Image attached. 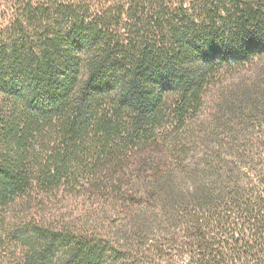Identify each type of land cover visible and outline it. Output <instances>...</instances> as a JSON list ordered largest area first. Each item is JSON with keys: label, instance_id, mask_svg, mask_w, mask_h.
<instances>
[{"label": "trees", "instance_id": "16d2710c", "mask_svg": "<svg viewBox=\"0 0 264 264\" xmlns=\"http://www.w3.org/2000/svg\"><path fill=\"white\" fill-rule=\"evenodd\" d=\"M201 1L0 0V227L19 264H264V136L194 120L264 57V0ZM130 154L124 241L6 225L20 201L118 184Z\"/></svg>", "mask_w": 264, "mask_h": 264}, {"label": "rangeland", "instance_id": "374dc122", "mask_svg": "<svg viewBox=\"0 0 264 264\" xmlns=\"http://www.w3.org/2000/svg\"><path fill=\"white\" fill-rule=\"evenodd\" d=\"M191 1L195 6L203 5L201 0L188 3L193 4ZM170 111L168 107V113ZM194 120L195 126L219 125L217 132H224V136L245 133L264 136V57L224 75L209 87ZM143 167V163L135 161L130 154L122 164L123 177L118 184L108 179L104 171L99 180L80 182L69 190L61 189L26 207H23L24 201H20L2 215L7 217L9 228L21 226L35 216L45 225L77 227L88 235L116 244L131 233V178ZM3 231L0 227V264H19L25 251L13 238L2 237Z\"/></svg>", "mask_w": 264, "mask_h": 264}]
</instances>
